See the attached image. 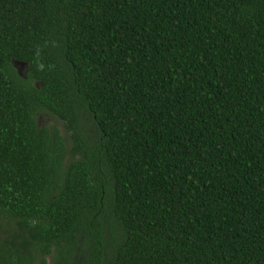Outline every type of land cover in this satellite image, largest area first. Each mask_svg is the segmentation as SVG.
I'll return each mask as SVG.
<instances>
[{"label":"trees","instance_id":"trees-1","mask_svg":"<svg viewBox=\"0 0 264 264\" xmlns=\"http://www.w3.org/2000/svg\"><path fill=\"white\" fill-rule=\"evenodd\" d=\"M0 264H264V0H0Z\"/></svg>","mask_w":264,"mask_h":264},{"label":"rangeland","instance_id":"rangeland-1","mask_svg":"<svg viewBox=\"0 0 264 264\" xmlns=\"http://www.w3.org/2000/svg\"><path fill=\"white\" fill-rule=\"evenodd\" d=\"M17 67L19 69L20 72H24L25 73V69H26V66L21 64V63H18L17 64ZM38 119V123L40 126H46L47 128L49 129H52L54 127H59V128H62V131H63V134L65 135V133H67L66 129H64V127L62 126V124L59 122V120L52 116L50 113L48 112H42L38 115L37 117ZM67 144V147L70 148L71 147V142H66Z\"/></svg>","mask_w":264,"mask_h":264},{"label":"flooded vegetation","instance_id":"flooded-vegetation-1","mask_svg":"<svg viewBox=\"0 0 264 264\" xmlns=\"http://www.w3.org/2000/svg\"><path fill=\"white\" fill-rule=\"evenodd\" d=\"M22 64V63H21Z\"/></svg>","mask_w":264,"mask_h":264}]
</instances>
